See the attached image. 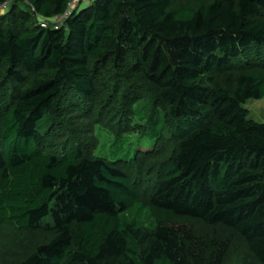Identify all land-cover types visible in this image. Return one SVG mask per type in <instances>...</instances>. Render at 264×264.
<instances>
[{
  "label": "trees",
  "instance_id": "1",
  "mask_svg": "<svg viewBox=\"0 0 264 264\" xmlns=\"http://www.w3.org/2000/svg\"><path fill=\"white\" fill-rule=\"evenodd\" d=\"M68 2L0 0V264H264V0Z\"/></svg>",
  "mask_w": 264,
  "mask_h": 264
},
{
  "label": "rangeland",
  "instance_id": "2",
  "mask_svg": "<svg viewBox=\"0 0 264 264\" xmlns=\"http://www.w3.org/2000/svg\"><path fill=\"white\" fill-rule=\"evenodd\" d=\"M89 2H90L89 0H84L83 3H82V5H81V7L83 8V7L88 6ZM245 107L249 110V118L250 119H253V120L258 121V122H261V123H264V98H261V99H249L246 102ZM68 115H69L68 118H66L68 120H66V121H68L70 123H74L75 120H78V118H80L78 116H71L70 113H68ZM99 131L100 130L97 129V131L95 132V135H98ZM103 133L106 135V137H108V139L113 137V134H111V133H108V132H105V131ZM104 134L103 135L100 134V136H99L100 137V140H99L100 146H99V149H97V150H98V153L99 154H104V155H108L109 156V153H110V142L111 141H107ZM79 137L81 139H83V135L82 134H80ZM128 140H129V142L127 141V143L125 144V146L128 149V147L130 145H133L132 146V149H131L132 150L131 151V154L133 156L134 153H135V150L139 146L137 144L138 143V138L136 136H132ZM95 151H96V149H95ZM218 228H219L218 229L219 231H221L223 233H226V229L223 228L222 226H219ZM32 240H33V237L32 236H29L28 242H31ZM16 242H17V240H16ZM18 243L19 242L15 243L16 246L13 248V251L14 252L11 251V250L8 252L9 253V256L8 257L9 258L12 256V254H13V257H15L16 256L15 253L16 252H19L20 250L23 249V245L22 244H18ZM240 246H241V242L239 240L235 241V247H236V249L233 250L232 252H230L227 255L228 263L230 262L231 264H235V262L238 260L239 256H242L244 254L242 252V250H237V248L240 247ZM2 247H6V246H4V243H1V246H0V256H2L3 251H4V249ZM15 248H16V251L14 250ZM17 249L19 251H17ZM0 263H3V259H1V257H0Z\"/></svg>",
  "mask_w": 264,
  "mask_h": 264
},
{
  "label": "built area",
  "instance_id": "3",
  "mask_svg": "<svg viewBox=\"0 0 264 264\" xmlns=\"http://www.w3.org/2000/svg\"><path fill=\"white\" fill-rule=\"evenodd\" d=\"M83 0H69L66 10L62 14H58L50 19H45L39 16V20L42 26H47L49 23H52L56 28H59L77 9L82 5ZM8 2L4 3L1 7L6 9Z\"/></svg>",
  "mask_w": 264,
  "mask_h": 264
},
{
  "label": "crops",
  "instance_id": "4",
  "mask_svg": "<svg viewBox=\"0 0 264 264\" xmlns=\"http://www.w3.org/2000/svg\"><path fill=\"white\" fill-rule=\"evenodd\" d=\"M84 1V0H83ZM90 1V0H89ZM90 3V2H89Z\"/></svg>",
  "mask_w": 264,
  "mask_h": 264
},
{
  "label": "clouds",
  "instance_id": "5",
  "mask_svg": "<svg viewBox=\"0 0 264 264\" xmlns=\"http://www.w3.org/2000/svg\"><path fill=\"white\" fill-rule=\"evenodd\" d=\"M83 3V2H82Z\"/></svg>",
  "mask_w": 264,
  "mask_h": 264
}]
</instances>
